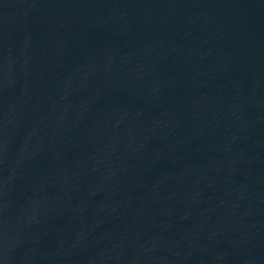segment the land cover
<instances>
[{
    "label": "water",
    "instance_id": "obj_1",
    "mask_svg": "<svg viewBox=\"0 0 264 264\" xmlns=\"http://www.w3.org/2000/svg\"><path fill=\"white\" fill-rule=\"evenodd\" d=\"M264 0H0V264H254Z\"/></svg>",
    "mask_w": 264,
    "mask_h": 264
}]
</instances>
